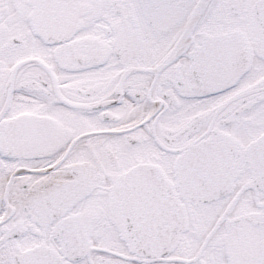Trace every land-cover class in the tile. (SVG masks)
Returning <instances> with one entry per match:
<instances>
[{"label": "snow or ice", "instance_id": "obj_1", "mask_svg": "<svg viewBox=\"0 0 264 264\" xmlns=\"http://www.w3.org/2000/svg\"><path fill=\"white\" fill-rule=\"evenodd\" d=\"M0 264H264V0H0Z\"/></svg>", "mask_w": 264, "mask_h": 264}]
</instances>
